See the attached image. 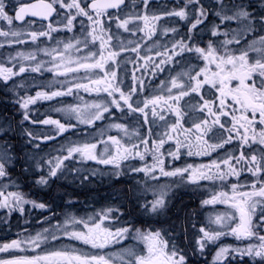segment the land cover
Wrapping results in <instances>:
<instances>
[{
    "label": "snow or ice",
    "instance_id": "1",
    "mask_svg": "<svg viewBox=\"0 0 264 264\" xmlns=\"http://www.w3.org/2000/svg\"><path fill=\"white\" fill-rule=\"evenodd\" d=\"M150 0H143L145 13L137 15L135 20L143 21V28H138V31H143L151 38L156 31L155 21H159L161 16L153 14L151 18L147 14V9ZM124 4V0H35L33 3L25 4L19 7L15 16H10L6 11L7 5L5 0H0V20L6 21L8 25H13V21H23L26 16L37 17L41 20L49 21V18L59 10L64 12L63 28L71 31L74 27V21L77 17H86L89 21V29L83 41L85 47L89 43L95 45L99 41V47L96 52H89L91 63L78 64L77 68L64 67L61 71V65L64 63L63 54H60V64L55 63L56 57H53V66L48 71H55L57 75H66L68 72L78 71L80 68L86 70L103 73V76L92 80L94 86L89 88L87 85L76 84L77 89L84 88L85 91H103L108 97H112L110 101L97 102L89 106L92 111L86 115L78 107H69L61 109L68 114L69 117L75 116L78 123L94 125L96 121L104 120L107 116H112V108L121 111L123 114L139 113L148 123L149 112L153 117L159 116V119L164 120L165 116L162 111L158 113L157 108L163 104L172 110V104H179V101L184 97L190 96L193 93L200 94L205 86L208 90H215L212 93L213 99H205L200 96L201 103L195 106V110L204 113L208 116L202 118L199 122L193 124L191 129H183L181 120L184 113L179 108L175 109L177 117L174 124L171 125V132H184L195 135L197 141L196 151H192L193 145L189 136H185V144L180 139L164 134L167 140L176 139V150L169 151L167 154L173 159L180 158V148L188 147L187 154L191 155H211L217 149H222L226 144L232 143L234 140L241 142V151L238 156L229 154L220 162L212 161L210 165H200L194 167L187 165L182 168H174L166 170L164 153L161 148L167 142L165 138H160L153 141V147L149 149L148 139L142 138L141 144L144 145V150L140 151V146L133 144L128 146L122 144L121 141L113 136H108L107 141H101L106 145L105 153L97 155L95 143H84L82 145H69L66 148V155H61L48 159L46 161H35L37 169H43L47 165V174H42L36 181L41 186H47L53 178H59L64 174L67 165L64 164L67 160L75 159L78 155L82 160H92L99 164L114 165L120 167L122 161L130 158L138 157L141 161L145 160L147 154H151L153 163L151 165L145 163L143 167H131L133 172H142L150 180L156 181L155 184H148L138 195H146L151 192L152 199H145L140 204L142 214L148 215H163L165 214L168 205L171 203L169 194L171 191L170 185L160 183L161 177H179L182 183L197 185L200 180L218 179L221 182L230 176L241 175L242 171H247L256 179L248 186L249 190H244L243 185L234 183L231 185V194L228 192H219L212 196L209 200L202 201V204H226L231 211L218 213L215 216L213 223L219 227L216 230H206L200 228L203 234L196 241L198 251L203 254L205 248L209 244H215L224 236H234L237 240L255 241L248 243L243 248L220 247L215 254L213 264H220L222 259H227V256L232 253L233 259L239 256L243 261L248 258L249 264H264V0H259L255 5L251 0H184L183 6L179 10L173 8L165 13L169 17H178L185 21L190 26L179 40L174 41L172 49H166L163 53H157L162 58L158 63H154L153 75L157 71H164L161 65L167 64L175 55L183 53H195L198 59L204 61V67L196 71L194 75L184 73L188 76L187 82H181L176 77L170 81V86L167 88L169 95L167 98L163 96H154L145 98L143 101L133 99L140 91L143 90V80L133 74V80L136 86L132 87L128 92L121 90L118 83H113L117 78L115 71L106 70V65L109 62L116 63L117 57L121 51L136 52L139 56V45L126 48L123 44L120 45V50H112L115 46L111 44L113 35L110 29L103 26L101 17L107 14L108 9H119ZM213 16L218 18L219 23H212L209 31L211 36H219L221 34L227 36V31L221 33L219 31L221 24L227 22H236L238 28L230 29L232 39H226L223 42H214L211 39L206 47L199 46L200 41L197 39L198 28ZM109 19H112L109 16ZM118 20L117 27L124 31H132L129 24L133 18ZM83 25V21L80 22ZM61 30L59 27H54L49 21L46 29L43 28L39 32H30L32 41H36L38 37H49L51 33ZM165 34L169 31L176 33L178 29H165ZM13 37L21 35L18 31H11ZM9 32L0 31V36H8ZM253 37L248 39V37ZM90 38V39H89ZM245 41L241 45V41ZM17 43H23L22 40H17ZM81 41L77 40V44ZM131 43V41H129ZM219 43V47L216 44ZM235 43L241 45L236 49H229L228 45ZM75 47L71 42L64 45V50ZM179 49V51H177ZM221 49L223 51H221ZM55 51V49H53ZM46 54L51 55V52L45 50ZM255 54V55H252ZM18 56L23 60L35 59L33 53L24 54L18 53ZM166 57L167 59H165ZM68 63H71L69 60ZM214 66V67H213ZM42 68V64L38 63L31 68L32 72H38ZM24 66H20L18 71H13L12 67H5L0 64V82L5 85L12 80L14 76L26 72ZM109 76L111 79H109ZM16 87L15 84L12 86ZM173 89L176 93L173 94ZM72 89L67 91H53L50 94L47 92L37 91L35 97L22 96L15 103L22 109L21 125L25 121L30 120L29 105L35 104L37 100H51L54 97L69 95ZM119 94L116 98V94ZM218 93V96L216 95ZM172 101V104H169ZM141 104L143 106H141ZM151 106V107H150ZM230 117V126L228 120L222 121V118ZM35 121H33L34 123ZM44 124H54L57 126L58 134H63L70 129L76 127L71 123L67 125L60 123L58 120L46 119L42 121ZM218 126L226 135H222L217 143H208L204 136ZM259 126V127H258ZM113 127L127 132V129L122 124H114ZM193 129L195 132L193 133ZM29 139L27 143L31 144L35 139L31 132L23 130ZM151 134V129H149ZM14 130L11 121L4 118L0 121V208H7L9 211H25L24 205L31 204L34 208L45 209L44 203H37L34 200L26 199L25 195L17 191H9V187L16 186L12 180L10 169L15 166L18 157L14 153V144L12 142ZM46 139H55V137H46ZM111 142L114 146V152H108L107 144ZM254 145L261 147L254 148ZM39 147V145H35ZM247 148V153L244 150ZM63 151V150H62ZM222 165L224 166L222 168ZM240 165V168H237ZM214 170V171H213ZM24 171H28L25 167ZM119 176V173H117ZM84 176L83 179H87ZM7 180L8 183H4ZM139 202V201H138ZM119 209H107L97 215V217H89L87 220L68 217L64 225L58 226V230L62 228V236L69 240L79 241L84 245H90L92 249L102 250L111 244H119L124 240L138 241L144 245L143 250L127 248L119 255L121 264H187V256L183 250L179 249L174 241L170 242L163 238L160 230L142 231L136 228L131 223L112 230L105 226L104 222L110 219V214ZM68 225L72 226L73 230H69ZM82 227H78L81 226ZM60 236L52 235L53 241L60 239ZM49 243L48 237L42 233H37L35 236L28 238L14 239L10 243L0 245V253H10L14 251L25 252L28 249L35 251L41 248L42 245ZM127 257V259H125ZM111 256L88 254L78 252L75 249L67 248L47 252L43 255H12L6 259H0V264H110Z\"/></svg>",
    "mask_w": 264,
    "mask_h": 264
},
{
    "label": "rangeland",
    "instance_id": "2",
    "mask_svg": "<svg viewBox=\"0 0 264 264\" xmlns=\"http://www.w3.org/2000/svg\"><path fill=\"white\" fill-rule=\"evenodd\" d=\"M181 1L184 0H150L147 9V14L149 15V17L151 18L153 14L161 16V19L159 21H155L156 31L155 34L151 36V38H149L145 34V32L137 30L138 28H143V21L134 19L135 16L143 15L145 13L143 0H127L124 9L106 14L105 16L101 17L103 26L106 29H110V33L113 35L111 44L115 47L112 50L119 51L121 44H123L128 49L139 45V56L136 52H132L130 50L121 51L120 56L117 57L116 63L109 62V64L106 65V70L116 72L117 78L113 81V83H118L121 90L124 92H128L132 87L136 86L133 80V74L143 80V90L140 91L136 96H134L133 99L143 101L145 98L154 96H163L167 98V96L169 95L167 88L170 86V81L172 78L176 77L181 82H187L188 76L183 75L184 73L194 75L196 71H199L200 68L204 67V61L198 59L195 53H183L181 55L173 56L171 61H169L165 65H161L164 68V71H157L155 75L152 74L154 70V63H158L162 58L161 56H158L157 53H163L166 49L171 50L174 41L179 40L180 37L187 32L188 27L190 26L185 21L180 20L178 17H169L165 15V13L171 11L173 8L179 10V7L183 6V2ZM205 1L208 2V0H204V2ZM251 2L255 5L256 3H259V0H251ZM65 11L66 10H61V14H58L57 17L52 21L53 26L59 27L61 30L52 32L51 38L38 37L36 41H32L29 34L32 31H41L42 26L34 23H25L18 26H8L6 21L0 20V31L9 32L8 36H0V64H3L5 67L18 66L17 69H19V67L22 65L26 69H28L26 72L21 73L22 81L20 86L23 88V96L35 97L37 91L47 92L50 94L53 91H67L68 88L72 89V92L69 95L57 96L51 100H37L35 104L29 105L30 120L22 125L21 128L26 130L27 132H31L35 139L32 140L30 148L26 150V155L29 158H32V161L35 162L40 158L42 160L43 158L52 159L57 156L66 155V148L69 145L95 143L97 145L95 152L99 156L101 154H106V145L104 143H101V141H107L108 136L116 137L121 141L122 144H126L128 146L137 144L140 146V151L144 150V145L141 144L142 138L147 139L148 137H150L153 141L157 142L160 138H165L167 140L164 134L167 132V126L172 124V117L168 116L169 111L167 112V110L162 109L163 104H161L157 108V111L158 113L162 111L165 119L161 120L159 119V116L153 117L149 108V110H147L149 112L148 123H145L144 117L139 113H128L127 115H125L115 108H112V112L114 113L112 116H107V114H105L107 118L104 120L96 121L94 125L78 123V121L75 119V116L69 117L66 112L60 111L61 109H66L69 107H78L87 115L88 112L92 111V109L89 108L90 105L97 102L110 101L112 99V97H108L107 94L103 91L97 93L96 91H85L84 88L77 89L75 87L76 84L87 85L89 88L94 87L91 84V81L103 76V73H100L98 70L92 71L80 68L78 71L68 72L66 75H57L55 71H48V69L52 68L53 66V57H56L55 63H61L60 54H63L64 57V63L60 68L61 71L64 70L65 66L75 69L77 68L78 64L91 63L92 60L89 58V52H96L99 47V41H97L95 45L89 43L87 47H85L83 43L85 36L87 35V30H90L89 21L86 17H77V19L74 21V27L71 31L63 28V24L65 22ZM109 16H111L112 19H109ZM116 17H119L120 20L133 18L132 22L129 24V28L132 29L135 34H133L132 31L126 32L122 28H118V20L116 19ZM81 21H83V25L80 23ZM207 22L208 21H205L204 25L199 26L198 35L206 34L207 38H210L214 42H223L226 39H232L233 34L230 29L238 28L237 23L234 21L227 22L226 24H221L219 31L221 33L227 31L229 34L227 36L221 34L219 36L213 37L211 36V32L209 31V29L211 28L212 23H219V20L217 18L211 23ZM8 27L10 28L9 30ZM46 27L47 25H43L44 29H46ZM171 28L178 29V32L173 33L169 31L165 34L164 30ZM11 31H18L21 33V35L18 37H13L10 34ZM198 37L199 38L197 39L201 42L202 45V41L204 40L202 39V37L204 36L200 35ZM252 38L253 37L251 36L248 37V39ZM17 40H22L24 42L17 43ZM77 40L81 41V43L77 44ZM129 41H131V43H129ZM69 42L75 45V47L65 52L64 45ZM207 43L208 41L204 40L203 47H206ZM244 44L245 41L242 40L241 45ZM241 45H236L235 43H233L231 45H228V48L236 49L241 47ZM168 46H170V48H168ZM216 46L219 47V43H217ZM53 49H55V51H53ZM45 50L51 52L52 54H46ZM177 51H179V49H177ZM221 51L223 50L221 49ZM18 53H24L26 55L29 53H33L35 55V59L23 60L18 56ZM164 58L167 59L166 57ZM69 60L71 61V63H68ZM19 61L20 63H16ZM38 63L42 64L41 70L38 72H32L30 69L35 67ZM109 79H111L110 76ZM211 91L215 90L212 89ZM205 92H210L208 90V86H205V89L201 90V94ZM175 93L176 90L173 89V94ZM118 96L119 94L117 93L116 98H118ZM197 97L198 94L193 93L190 96L184 97L182 100H180L179 104H173V107L178 106L189 112L190 109H193L195 108V106H197ZM169 104H172V101H169ZM141 106L143 105L141 104ZM46 119L58 120L60 121V123H64L66 125L68 123H71L73 125H76V127L64 132L63 134H58L56 125L42 123V121ZM33 121H35L34 123L37 124L36 126L31 125ZM114 124L124 125V127L127 129V132L113 127ZM149 129H151V134H149ZM22 135L25 137L26 141L31 139L26 134H24V132ZM50 136L55 137V139H46V137ZM172 140H167L166 143H169L168 141L171 142ZM33 141H36V143L33 144ZM37 144L39 145L38 148L35 147V145ZM152 146L153 143L148 144L149 148H151ZM107 149L108 152L115 151V148L111 145V142H108ZM174 150L175 147H172L170 149V151ZM76 158L80 160V157L78 155L76 156ZM69 170V168H66L64 170V174L59 176V178L66 177L69 173ZM72 173L74 175L77 174V172L75 171H72ZM152 198L153 197L151 192H148L146 195L141 196L135 194L132 199L151 200ZM209 199V195L202 196V201ZM113 203L114 202L112 200L107 199L106 206L105 208H103V211L109 208L117 209V207L111 206ZM213 205L214 204H207L202 208H199V212L189 214L186 232H188L191 237L198 230L200 232L201 227H204L209 231L216 230L219 227L218 225L213 223V221L216 214L222 213L223 211L217 210ZM169 211L170 209L167 208L165 214L159 216L148 214L147 216H150V222H148L149 226L142 227V231H164V228L159 225H161V222L163 220L167 219L166 216L170 214ZM225 211L231 210L229 209ZM120 212V210L113 211L110 214V217L114 219L112 215H114L115 213L116 215H118ZM89 215L91 216L92 214L90 213ZM72 216L73 215L66 212L67 218ZM147 216H145V219L147 218ZM170 219V227L166 226V228H169V235L171 236L172 234L177 233L171 230L173 227L175 228V226H173V216H171ZM112 224L113 223H111V226ZM126 224L127 223H117V226L113 228L110 226V224H107L105 222V226L111 228L112 230H115L116 228H119L121 226H125ZM194 225H199L200 228L198 229ZM150 228L151 230H149ZM57 231L59 230L53 228V231H49L48 233H46V235H50L51 233L53 235ZM42 234L44 233L42 232ZM28 235L29 234H25L23 238H28ZM202 235L203 234L200 232L199 236L201 237ZM197 237L198 236H195L196 239ZM224 237H221L220 240L215 244H211L212 254L214 257L220 247L235 248L232 247V243L234 245L242 243L241 248H243L248 243L255 242L248 240H237L234 236L228 235V243L225 244ZM140 246L144 245L139 242L121 244L117 249V253L122 254L127 248H136Z\"/></svg>",
    "mask_w": 264,
    "mask_h": 264
},
{
    "label": "flooded vegetation",
    "instance_id": "3",
    "mask_svg": "<svg viewBox=\"0 0 264 264\" xmlns=\"http://www.w3.org/2000/svg\"><path fill=\"white\" fill-rule=\"evenodd\" d=\"M32 2H35V0H5L7 5L6 11L10 16L14 17L20 6ZM181 2L184 3V1ZM124 6L119 9L107 10V14L120 11L124 9ZM58 13L61 14V10L58 9ZM57 15V13H54L53 16L49 18V21L52 22ZM49 21L41 20L37 17L26 16L23 21L14 20L13 25L18 26L25 23H34L43 26L47 25ZM9 29L8 27V30ZM200 35L204 36L202 37L204 40L207 37L206 34H199L198 36ZM198 36L197 38H199ZM199 46L203 47L204 44L201 45L200 42ZM168 48H170V46H168ZM16 63H20V61ZM9 67H12L13 71H18V66ZM21 81L22 76L19 74L14 76L7 85L0 82V119L3 121L4 118H8L12 123L14 135H12L11 139L15 146L14 153L16 157L19 158L16 160L15 166L10 169L12 180L15 181L16 186L9 187L8 190L21 192L25 195L26 199L34 200L37 203H44L46 208H34L31 204H27L24 205L25 211L23 213L19 211H9L7 208H0V245L3 243H10L14 239L23 240L25 234L34 236L36 233L42 232L44 233L43 235L48 237L49 243L42 245L41 248L35 251L28 249L25 252L14 251L10 253H0V259L9 258L12 255H43L50 251L67 248L69 250L75 249L78 252L88 254L110 255V264H121L119 258L120 254L117 253L119 246L132 242L138 243V241L133 240L131 242L124 240L119 244H111L105 249L97 250L92 249L90 245H84L79 241L69 240L67 237L62 236V228L54 233L61 237L55 241L51 239L52 233L50 235H46V233L53 231V228L58 229V226L64 225L67 219L66 212L70 213L73 215L72 217L78 220H87L89 217H97V215L103 211V208H105L107 199L114 202L111 206H115L121 211L118 215H116V213L112 215L114 219L111 217L105 220L110 226L111 223L115 224H112L111 227H116L117 223H131L141 230L142 227L149 226L148 222H150V216L142 214V209L140 207V204L143 203L145 199L133 200L132 198L135 194L138 195L141 193L146 185L155 184L156 181L150 180L149 177L145 176L142 172L131 171V167H143L145 163L151 165L153 163L151 154L146 155L144 161H141L138 157L122 161L119 168H116L114 165L99 164L92 160H82L81 158L80 160L78 158L70 161L67 160L64 164L68 165L67 168L70 170L66 177L53 178L47 186L37 184L36 181L40 176L42 174H47V165H45L42 170L37 169L32 158L26 155V150L30 148V144L27 143L25 137L22 135L24 132L20 124L22 120V109L15 103L19 97L24 95L23 88L20 86ZM13 84L16 85L15 88L12 87ZM214 92L215 91H210L198 94V102H196V105L198 106L201 103V95H203L205 99H213L212 93ZM216 95L218 96V93H216ZM176 108H179L181 112L184 113L183 119L181 120L183 129H191L194 123L208 116L207 112L201 113L195 110V108L187 112L185 109L178 106L173 107V104L172 110H169L166 105H163L162 109L167 110V112L169 111L168 116L172 117V124H174L177 119L175 115ZM224 120H228V126H230V117L222 118V121ZM27 122L28 121H25L23 125ZM31 125L36 126L37 124L32 123ZM171 125L167 126V133L180 139L185 144H187L185 136L188 135L193 145L192 151L195 152L197 150L195 147L197 143L195 135L184 132L172 133ZM194 132L195 130L193 129V133ZM222 135H226V133L216 126L204 136V139L207 140L208 143H217ZM147 139L150 142L149 144L153 143L150 137ZM168 142L169 143H165L161 148V152L164 153L166 170L182 168L187 165H193L194 167L210 165L214 160L217 162L222 161L229 154L238 156L241 151V142L239 140H234L232 143L226 144L224 148L213 151L211 155L189 156L187 154L189 150L188 147H181L180 158L173 159L167 153L172 147H175L176 150V139L174 138L171 142ZM34 143H36V141H33V144ZM253 147L259 148L261 146L254 145ZM244 150L247 153V148ZM39 160L46 161L48 159L43 158L42 160L40 158ZM25 167L28 168V171H24ZM223 167L222 165V168ZM240 167V165H237V168ZM72 171L77 172V174L74 175ZM117 173H119V176H117ZM84 176L88 178L85 180L83 179ZM255 179L256 178L247 171H242L238 178L236 176H230L223 182L218 179L200 180L197 185L182 183L179 177H161L159 182L168 184L171 188L169 194L171 203L168 206V209H170V216H166L167 219L163 220L161 225H159L164 228L161 235L170 242V247L171 242L174 241L178 248L183 250L184 254L187 256V264H213L214 256L212 254V245L209 244L205 248L204 253L201 254L198 251L196 243L197 239L200 237L199 230L192 237L186 232L189 214L199 212V208L205 206L201 205L202 196L209 195L211 199L214 194L219 192H228L231 194V185L234 183L245 186L244 190H249L248 186ZM4 183H8V181L5 180ZM213 206L219 211L224 212L225 210H229L226 204L217 203ZM90 213L92 214L91 216L89 215ZM145 216H147L146 219ZM171 216H173V226H175V228L173 227L171 230L177 234H172L170 236L169 228H166V226L170 227ZM194 226L198 229L200 228L199 225ZM68 228H72V226L68 225ZM149 230H151V228ZM195 236H198L197 239ZM228 239V236L224 237L225 244L228 243ZM231 245L235 248H241L242 243L236 245L232 243ZM135 249L143 250L144 246L136 247ZM233 255L234 254H229L227 259H222L220 264H249L247 257L241 261L239 256L233 259ZM125 259H127V257H125Z\"/></svg>",
    "mask_w": 264,
    "mask_h": 264
},
{
    "label": "trees",
    "instance_id": "4",
    "mask_svg": "<svg viewBox=\"0 0 264 264\" xmlns=\"http://www.w3.org/2000/svg\"><path fill=\"white\" fill-rule=\"evenodd\" d=\"M211 17V16H210Z\"/></svg>",
    "mask_w": 264,
    "mask_h": 264
},
{
    "label": "water",
    "instance_id": "5",
    "mask_svg": "<svg viewBox=\"0 0 264 264\" xmlns=\"http://www.w3.org/2000/svg\"><path fill=\"white\" fill-rule=\"evenodd\" d=\"M33 3V2H32Z\"/></svg>",
    "mask_w": 264,
    "mask_h": 264
}]
</instances>
